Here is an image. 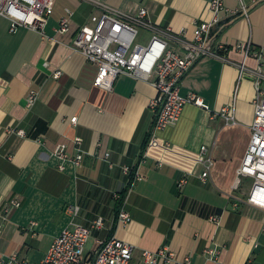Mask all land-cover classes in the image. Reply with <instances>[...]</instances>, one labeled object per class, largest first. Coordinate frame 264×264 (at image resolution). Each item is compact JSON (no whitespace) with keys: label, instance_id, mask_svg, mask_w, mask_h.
<instances>
[{"label":"crops","instance_id":"obj_1","mask_svg":"<svg viewBox=\"0 0 264 264\" xmlns=\"http://www.w3.org/2000/svg\"><path fill=\"white\" fill-rule=\"evenodd\" d=\"M222 1L210 49L224 46L226 60L202 59L180 85L183 98L194 93L208 109L186 104L179 122L162 131H154V86L121 76L112 91L96 87L98 67L74 41L103 13L100 4L127 16L145 9L150 25L191 39L196 23L213 17L210 0H55L45 36L28 28L12 33L11 21L0 16V264L14 255L19 264H40L73 222L91 226L98 218L105 226L93 231L88 254L116 236L134 246L131 264H148L144 253L164 247L192 264H264V211L246 204L251 188L244 182L234 189L251 139L254 101L264 96V61L258 90L251 73L259 61L238 46L250 44L252 53L264 48V0ZM69 11L70 31L61 33ZM142 29L149 37L139 42L148 44L153 32ZM32 92L38 100L30 108ZM226 108L234 111L235 126L226 125ZM62 145L70 157L84 154L81 166L66 162L59 169L55 152ZM203 146L214 160L206 183ZM136 175L143 179L135 181ZM71 206L80 208L77 217L67 212ZM122 210L131 217L126 226L118 222ZM209 249L219 253L217 260L208 257Z\"/></svg>","mask_w":264,"mask_h":264},{"label":"built area","instance_id":"obj_2","mask_svg":"<svg viewBox=\"0 0 264 264\" xmlns=\"http://www.w3.org/2000/svg\"><path fill=\"white\" fill-rule=\"evenodd\" d=\"M103 13L92 18L91 25L81 27L74 41V48L81 52L88 62L98 67L95 86L106 91H112L114 84L121 76H127L138 81H147L157 90V97L151 103V108L156 113L154 131H162L176 125L183 113L186 104H194L208 109L204 100L192 93L183 98L180 95V85L185 76L204 58L219 57L225 59L217 51L210 49L211 35L220 23V14L225 10L222 0H210V11L213 14L211 21L196 23L193 37L188 38L187 32L175 33L171 28L159 29L149 24L145 19L147 11L142 9L137 16H127L100 4ZM55 0H0V16L11 21V32L15 33L20 28H28L45 36L46 18L54 13ZM72 12L60 21L58 31H70ZM153 32L148 44L138 42L139 29ZM238 49L246 57L253 56L259 61L257 71L251 74L256 79L259 90L260 80L263 77L262 63L264 61V48L258 53H252V46L239 45ZM226 50L220 46L218 51ZM226 60V59H225ZM241 77L245 67L241 66ZM61 71L55 73V78H60ZM28 107H33L38 100V94L32 92L28 96ZM255 103L254 121L251 126V139L242 164L237 170L234 189L241 187L243 179H252L253 185L246 200V204L264 211V96L258 94ZM227 126H235L234 111L226 108L221 113ZM77 123V118L72 119ZM24 135L22 130L17 132ZM80 146L81 139H76ZM56 157L62 162L59 166L65 170L64 163L72 162L81 166L84 154L80 152L75 157H70L64 145L59 146L55 152ZM110 154H107L109 157ZM200 161L204 167L201 179L207 182L214 168V160L209 153V148L203 146L200 151ZM126 174L131 173L129 167L124 168ZM143 178L136 175L135 181ZM185 179L180 185H184ZM118 198L120 196L118 195ZM13 207H21L18 200H12ZM67 212L77 217L79 207H69ZM118 222L128 225L130 215L122 210ZM105 226L103 218L92 222L91 226L80 225L73 222L63 233L57 237L49 252L40 264H131L134 257V246L112 236L104 242H99L98 249L93 254L87 253V246L94 230H101ZM206 254L210 259L217 260L218 252L209 249ZM145 262L158 264H192L190 258L179 259L176 253L168 247L156 253L145 252ZM8 264H19L17 255H14ZM24 264V263H22Z\"/></svg>","mask_w":264,"mask_h":264},{"label":"rangeland","instance_id":"obj_3","mask_svg":"<svg viewBox=\"0 0 264 264\" xmlns=\"http://www.w3.org/2000/svg\"><path fill=\"white\" fill-rule=\"evenodd\" d=\"M139 31H140V38H139L138 42L142 41L144 39H145L144 41H146L148 39L149 35L147 33H145V31L143 29H141V28L139 29ZM243 182H244V186L243 187L246 190H250V188L252 187V184H253V180L252 179H244ZM90 245H91V243H89L88 247ZM88 247H87V249H88Z\"/></svg>","mask_w":264,"mask_h":264},{"label":"trees","instance_id":"obj_4","mask_svg":"<svg viewBox=\"0 0 264 264\" xmlns=\"http://www.w3.org/2000/svg\"><path fill=\"white\" fill-rule=\"evenodd\" d=\"M218 35H219V31L217 32V30L216 31H214L213 33H212V35H211V43H212V41H215L216 40V38H218ZM213 44V43H212ZM218 48V47H217ZM217 52L219 53V54H223L225 51H218V49H217ZM131 186V185H130ZM131 187H128L126 190H124V193H123V198L125 199V196H126V194L128 193V190L130 189Z\"/></svg>","mask_w":264,"mask_h":264}]
</instances>
